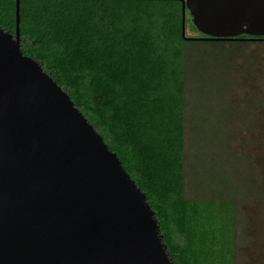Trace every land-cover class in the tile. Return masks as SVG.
<instances>
[{
  "label": "trees",
  "instance_id": "1",
  "mask_svg": "<svg viewBox=\"0 0 264 264\" xmlns=\"http://www.w3.org/2000/svg\"><path fill=\"white\" fill-rule=\"evenodd\" d=\"M198 12L186 1L184 23ZM0 26L14 32L15 0H0ZM19 28L22 52L145 192L172 263L247 264L245 209L264 196V167L234 143L233 122L253 130L264 107L242 89L253 39L185 37L181 0H20Z\"/></svg>",
  "mask_w": 264,
  "mask_h": 264
},
{
  "label": "water",
  "instance_id": "2",
  "mask_svg": "<svg viewBox=\"0 0 264 264\" xmlns=\"http://www.w3.org/2000/svg\"><path fill=\"white\" fill-rule=\"evenodd\" d=\"M207 37L264 29V0H181ZM0 26V264H173L145 192L69 94ZM254 38V37H247Z\"/></svg>",
  "mask_w": 264,
  "mask_h": 264
},
{
  "label": "rangeland",
  "instance_id": "3",
  "mask_svg": "<svg viewBox=\"0 0 264 264\" xmlns=\"http://www.w3.org/2000/svg\"><path fill=\"white\" fill-rule=\"evenodd\" d=\"M187 15H190V13L188 12ZM191 22L193 21H188L185 24L186 34L199 35L198 26ZM192 24L197 28H193ZM240 34H245L248 37L264 36V29L253 23L243 22L233 33V35L238 36ZM247 49L254 50L255 59L252 61L253 71H250L247 77L244 78L245 85H243L242 89H248V87L257 88L264 101V40L252 41ZM256 80L260 81L258 86ZM256 125L255 129L249 130L239 127L236 121L233 122L234 143L241 149L250 152L254 157H257L264 167V107L262 108L261 116L256 121ZM199 199L208 204V198L205 195L199 197ZM204 204H201L202 213L208 214V207H205ZM245 210L251 222L249 233L253 236V241L246 252L249 258L247 264H264V196L253 201Z\"/></svg>",
  "mask_w": 264,
  "mask_h": 264
},
{
  "label": "flooded vegetation",
  "instance_id": "4",
  "mask_svg": "<svg viewBox=\"0 0 264 264\" xmlns=\"http://www.w3.org/2000/svg\"><path fill=\"white\" fill-rule=\"evenodd\" d=\"M253 39V41H256V40H264V36H257V37H254V38H252Z\"/></svg>",
  "mask_w": 264,
  "mask_h": 264
}]
</instances>
